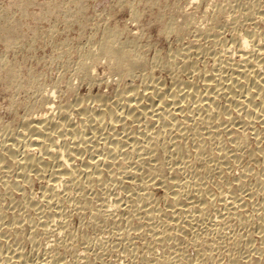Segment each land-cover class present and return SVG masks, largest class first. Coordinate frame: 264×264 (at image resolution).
Segmentation results:
<instances>
[{
  "label": "bare ground",
  "instance_id": "bare-ground-1",
  "mask_svg": "<svg viewBox=\"0 0 264 264\" xmlns=\"http://www.w3.org/2000/svg\"><path fill=\"white\" fill-rule=\"evenodd\" d=\"M198 1L117 0L138 31L63 43L50 85L0 56V264H264V0Z\"/></svg>",
  "mask_w": 264,
  "mask_h": 264
},
{
  "label": "rangeland",
  "instance_id": "rangeland-1",
  "mask_svg": "<svg viewBox=\"0 0 264 264\" xmlns=\"http://www.w3.org/2000/svg\"><path fill=\"white\" fill-rule=\"evenodd\" d=\"M145 6V4H139L136 7L145 10ZM189 6L192 7L188 5L186 8L189 9ZM147 12L148 10L140 20L142 23L149 18ZM0 13L9 16L22 32V37L18 38L20 43L15 48L10 47L8 50L7 42H0V56L6 54L7 58L14 60L22 78H26L27 74L33 71L43 75L46 78L45 83L48 84L52 83L61 71V64L55 56L63 43L67 42L70 46L67 59L73 64L78 58L79 47L80 49L82 46L86 48L87 40L93 35L95 39L99 38L101 23L129 24L132 32L138 31L136 21L129 19L127 7H122L117 0H0ZM51 27H54L53 33L50 31ZM145 30L148 42L150 41L151 45L153 43L152 48L163 46L165 50L170 45L167 40L158 36L156 24H151ZM152 48L148 50V54L152 53ZM108 72L105 59H101L95 67V73L99 77L103 75L104 83L101 81L102 84L99 83L89 88L85 84H79L81 85L78 88L79 93L111 94L117 76L109 75ZM72 80L76 81L75 83L78 81L75 77ZM49 85L46 84L47 88L50 87ZM90 88L92 90H89ZM13 93L11 88L0 83V116L3 122L14 117V112L8 107L9 96ZM24 95L25 93H18L19 98ZM34 188V191L38 193L40 190L38 185Z\"/></svg>",
  "mask_w": 264,
  "mask_h": 264
}]
</instances>
